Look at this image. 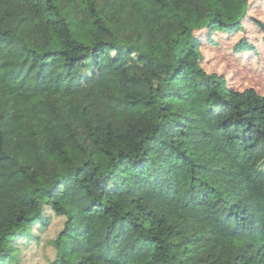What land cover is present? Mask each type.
<instances>
[{"label":"trees","instance_id":"obj_1","mask_svg":"<svg viewBox=\"0 0 264 264\" xmlns=\"http://www.w3.org/2000/svg\"><path fill=\"white\" fill-rule=\"evenodd\" d=\"M254 1L0 0V264H264V95L199 35Z\"/></svg>","mask_w":264,"mask_h":264},{"label":"rangeland","instance_id":"obj_2","mask_svg":"<svg viewBox=\"0 0 264 264\" xmlns=\"http://www.w3.org/2000/svg\"><path fill=\"white\" fill-rule=\"evenodd\" d=\"M253 19L264 23V0L252 3L249 17L245 20L244 29L233 35L216 32L208 37L207 31L199 32L202 36L203 67L209 73L222 74L227 78L228 85L236 90L253 87L264 95V34L253 22ZM244 39L255 45L257 52L237 53L236 47ZM58 219L51 224L52 231ZM49 233H44L42 239L22 244L23 249L18 256V263L11 264H49L55 256V248L48 242Z\"/></svg>","mask_w":264,"mask_h":264}]
</instances>
